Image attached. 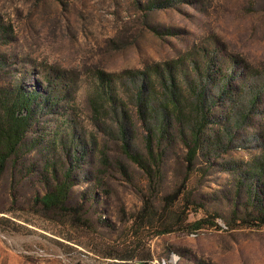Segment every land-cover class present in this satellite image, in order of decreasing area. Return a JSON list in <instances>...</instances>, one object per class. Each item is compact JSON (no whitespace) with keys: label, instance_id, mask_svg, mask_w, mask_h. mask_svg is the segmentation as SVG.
I'll return each mask as SVG.
<instances>
[{"label":"rangeland","instance_id":"374dc122","mask_svg":"<svg viewBox=\"0 0 264 264\" xmlns=\"http://www.w3.org/2000/svg\"><path fill=\"white\" fill-rule=\"evenodd\" d=\"M0 264H264V0H0Z\"/></svg>","mask_w":264,"mask_h":264},{"label":"trees","instance_id":"16d2710c","mask_svg":"<svg viewBox=\"0 0 264 264\" xmlns=\"http://www.w3.org/2000/svg\"><path fill=\"white\" fill-rule=\"evenodd\" d=\"M172 80L171 87L168 86V84L164 81V89L161 93L159 104L153 102L149 96H146V94L143 96L142 92L139 93L141 107L144 106L147 109L153 111L154 114L152 115L156 120H158L159 126L162 129H164L167 125V117L169 115L174 116L179 122L183 121L185 128L189 130L191 136L190 140H186L187 146L189 148V155L194 158L201 142L203 130L210 123L211 110L207 105L206 95L202 90H193L192 93L196 94L194 95L196 99L195 102L187 103L186 100L184 103L182 92L176 87L175 77H172ZM252 104H254V101ZM29 105V99L20 98L14 105V111L9 115V118L12 120V122L6 135H9V137L17 143L22 137L24 117H19L20 115L17 114L16 108L28 109ZM158 114H160V116L162 115V120L160 121L157 119ZM68 190L69 186L67 185V182H63V184L61 183L57 189L45 194L40 200L47 207H52L59 204L63 206L65 205L67 199ZM196 228H201V222L196 223Z\"/></svg>","mask_w":264,"mask_h":264}]
</instances>
